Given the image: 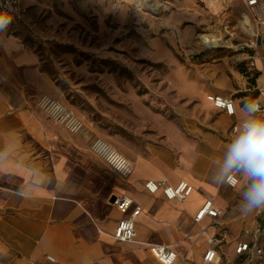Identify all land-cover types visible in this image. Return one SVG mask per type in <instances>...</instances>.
Instances as JSON below:
<instances>
[{"label":"crops","instance_id":"obj_1","mask_svg":"<svg viewBox=\"0 0 264 264\" xmlns=\"http://www.w3.org/2000/svg\"><path fill=\"white\" fill-rule=\"evenodd\" d=\"M103 2L107 0H20L26 14L11 29L0 28V264H160L150 245L169 246L177 254L176 264H202L207 240L222 231L228 239L214 264H259L247 263L235 248L257 230L264 245V212L242 211V193L250 181L233 171L240 175L239 185L227 186L222 165L240 131L232 127L264 120V112L244 111L264 86V25L256 36L250 32L247 52L236 61L245 73L227 63L202 67L205 81L192 91L200 126L197 118L183 120V128H169L159 143L120 152L134 165L124 179L90 151L89 130L71 134L36 106L41 95L56 92L35 43L50 34L58 8L75 13ZM217 95L233 100L234 115L213 107ZM150 180L170 186L184 181L193 191L182 202L167 201L160 192H146L144 183ZM122 196L132 201L125 212L113 204ZM206 201L224 210L220 225L208 216L195 222ZM135 208L140 213L134 241L115 240L117 224Z\"/></svg>","mask_w":264,"mask_h":264},{"label":"rangeland","instance_id":"obj_2","mask_svg":"<svg viewBox=\"0 0 264 264\" xmlns=\"http://www.w3.org/2000/svg\"><path fill=\"white\" fill-rule=\"evenodd\" d=\"M185 1L57 9L50 34L34 50L55 89L52 98L84 120L93 140L121 153L143 151L169 128H183V120L197 118L200 126L192 91L205 81L204 64L240 69L236 61L252 33L242 22L241 1ZM211 36L219 43L214 49L203 44Z\"/></svg>","mask_w":264,"mask_h":264},{"label":"built area","instance_id":"obj_3","mask_svg":"<svg viewBox=\"0 0 264 264\" xmlns=\"http://www.w3.org/2000/svg\"><path fill=\"white\" fill-rule=\"evenodd\" d=\"M230 3L231 0H225ZM243 5L241 19L250 27L253 35L258 34V27L264 25V0H240ZM26 14V9L20 5V0H0V15L6 16L9 22L0 28L9 30L15 22H18ZM29 33L32 34V26H28ZM24 46V45H22ZM256 101L260 110L253 115L264 112V86L258 89L257 96L252 100ZM213 107L223 111L226 115L232 116L235 113L234 103L230 97L217 95L212 99ZM39 110L43 111L49 118L64 127L71 134H81L85 131L84 120L69 110L64 104L48 95H41L36 102ZM240 125H234V132L241 130ZM90 151L101 159L113 172L121 178L126 179L134 171V165L121 155L113 146L102 138H95L90 145ZM240 175L238 173H230L225 177V184L231 188L239 185ZM144 189L149 194L160 192L167 201H184L193 191V187L187 182H180L176 186L167 185L164 181H146ZM115 208L119 211H127L132 201L126 196L119 197L113 201ZM264 212L259 210L258 213ZM140 209L135 208L129 218L122 219L117 224L113 237L119 242H132L136 236L135 218L139 215ZM224 215V210L214 207L211 201H206L195 215V222H200L205 216L213 220V225L221 224V217ZM203 233L204 230H201ZM228 239L226 232L222 231L217 238H209L208 249L205 251L202 264H214L215 259L221 254V246ZM151 255L160 264H176L177 254L169 247L164 245H150L148 247ZM236 255H246L247 263L252 260L259 264H264V245L262 243V233L257 230L252 239L248 242H241L235 248ZM49 261H53L52 257H48Z\"/></svg>","mask_w":264,"mask_h":264},{"label":"clouds","instance_id":"obj_4","mask_svg":"<svg viewBox=\"0 0 264 264\" xmlns=\"http://www.w3.org/2000/svg\"><path fill=\"white\" fill-rule=\"evenodd\" d=\"M9 22L0 15V27ZM260 110L256 101L245 105L244 111L255 113ZM240 171L250 183L242 193V211L264 210V120H246L238 135L228 146L222 165V173Z\"/></svg>","mask_w":264,"mask_h":264},{"label":"bare ground","instance_id":"obj_5","mask_svg":"<svg viewBox=\"0 0 264 264\" xmlns=\"http://www.w3.org/2000/svg\"><path fill=\"white\" fill-rule=\"evenodd\" d=\"M247 20L246 19H244V24H246L245 22H246ZM207 40H205L204 42H203V44L207 47V48H210V49H214V48H216V47H218L219 46V43H218V41H216L215 40V38H213V36H211V37H209V38H206ZM199 54V53H198Z\"/></svg>","mask_w":264,"mask_h":264},{"label":"trees","instance_id":"obj_6","mask_svg":"<svg viewBox=\"0 0 264 264\" xmlns=\"http://www.w3.org/2000/svg\"><path fill=\"white\" fill-rule=\"evenodd\" d=\"M240 70H241L242 73H245V70L244 69L240 68ZM253 79H254V77H252V79H250V81H249L250 84H253V82H254Z\"/></svg>","mask_w":264,"mask_h":264}]
</instances>
